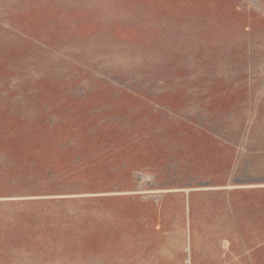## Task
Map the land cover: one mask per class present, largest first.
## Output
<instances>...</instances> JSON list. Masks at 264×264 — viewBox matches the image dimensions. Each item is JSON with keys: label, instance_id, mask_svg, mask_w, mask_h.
<instances>
[{"label": "rangeland", "instance_id": "rangeland-1", "mask_svg": "<svg viewBox=\"0 0 264 264\" xmlns=\"http://www.w3.org/2000/svg\"><path fill=\"white\" fill-rule=\"evenodd\" d=\"M261 185L264 0H0V264H264Z\"/></svg>", "mask_w": 264, "mask_h": 264}, {"label": "crops", "instance_id": "crops-1", "mask_svg": "<svg viewBox=\"0 0 264 264\" xmlns=\"http://www.w3.org/2000/svg\"><path fill=\"white\" fill-rule=\"evenodd\" d=\"M258 190H260V193H259V195H261V197H264V185H261L260 187H258L257 188ZM236 203H237V200H236ZM225 208H226V205L224 206ZM237 208H239V206L237 205V204H235V213H236V210H237ZM264 208V205H261L260 207H258V209L259 210H262ZM261 213H263L262 214V219L260 220V224L261 225H263V226H261L262 228H258V231L257 232H255L256 234H258V233H264V211H260ZM237 214V213H236ZM205 220H208L207 222H208V227H205L206 229H209V231H205L204 233H205V235H206V233H208V234H216L217 232L216 231H214V229H215V220H216V217H214V216H211V217H203ZM210 218H211V220H210ZM214 220V221H213ZM217 220H218V227H219V229H221V226H226V225H228L227 224V217L225 216V217H223V216H218L217 217ZM237 220H235V222H236ZM245 220L243 221V224H245ZM234 229H235V231H234V233H235V235L237 236L238 234H240L239 233V230L237 229V228H235L234 227ZM133 232H135V233H140L141 231L140 230H138V231H134V230H132ZM220 231V230H219ZM219 231H218V233H219ZM127 231H125V233H126ZM127 235V234H126ZM248 235H250V236H254L253 235V233H249ZM126 243V242H125ZM127 245V248H130V244L128 245V244H126Z\"/></svg>", "mask_w": 264, "mask_h": 264}]
</instances>
